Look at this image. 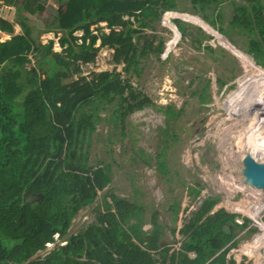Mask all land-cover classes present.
Listing matches in <instances>:
<instances>
[{
	"label": "rangeland",
	"instance_id": "obj_1",
	"mask_svg": "<svg viewBox=\"0 0 264 264\" xmlns=\"http://www.w3.org/2000/svg\"><path fill=\"white\" fill-rule=\"evenodd\" d=\"M120 1L78 0L74 9L60 12L57 0H39L41 11L36 14L16 12L21 0L0 2V71L8 73L16 55L29 59L17 65H23L15 79L19 101L38 85L46 67L37 49L52 40L53 51L67 58L59 38L68 37L74 45L97 50V55L89 62L67 58L58 71L62 84L117 70L125 77L131 74L141 102L122 118L115 114L116 101H95L80 109L93 115V129L82 143L87 164L93 170L104 168L109 182L91 205L71 217L67 233L31 260H44L57 246L66 245L69 236L88 232L91 225H108L101 206L107 193L142 206L114 234L124 243L139 245L140 238L153 233L154 221L160 243L172 253L185 242L182 230L195 211L225 210L236 215L238 225L248 221L222 250L226 264H264V193L258 196L235 180L243 148L264 160V80L259 78L264 73V37L256 24L233 21L240 8L262 12L263 20L264 0H201L203 6L176 0L175 9L164 12H118ZM59 14L60 24L71 18L69 27L79 28V36L65 26L46 29ZM97 20H108L114 28L105 27L107 22L95 24L94 32L83 28V22ZM259 24L264 26V21ZM128 26L166 40L159 55L138 57L130 74L125 63L114 61V45ZM169 109L179 114L173 116ZM129 224L136 228L128 230Z\"/></svg>",
	"mask_w": 264,
	"mask_h": 264
},
{
	"label": "trees",
	"instance_id": "obj_2",
	"mask_svg": "<svg viewBox=\"0 0 264 264\" xmlns=\"http://www.w3.org/2000/svg\"><path fill=\"white\" fill-rule=\"evenodd\" d=\"M57 1L60 12H69L78 3V0ZM191 1L202 5L201 0ZM0 2L9 5L14 0ZM175 3L176 0H121L117 11L164 12L175 9ZM18 7L16 12L41 11L39 0H21ZM235 12V24L254 23L264 37V26L259 24L264 21L262 12L242 8ZM59 18L60 14L53 17L45 25L46 29L65 26L74 37L79 36L75 34L79 28L69 27L71 18L62 24ZM98 21L83 22V28L92 29L102 22H107L105 27L114 28V23L108 20ZM102 28H99L101 32ZM143 32L128 26L114 45V61L125 63L128 74L138 57L159 55L164 50L166 40L161 34ZM59 43L71 60L89 62L97 55V50L74 45L68 37L59 38ZM3 49L0 47V54ZM37 52L44 54L40 61L46 67L39 75L38 85L26 92L22 100L16 98L20 89L15 79L21 74L19 68H23L17 65L29 61L27 56L12 57L14 64L9 72L0 71V264H165L167 260L169 264H226L222 250L237 234L236 229L247 226V219L238 225L236 215L225 210L210 213L198 209L182 230L186 240L180 250L169 253L170 247L160 243L156 231L159 225L154 221L153 233L140 238L139 245L118 240L114 234L142 206L107 193L102 195L101 206L106 211L103 217L108 225H91L88 232L69 236L66 245L57 246L44 260H31L47 243L55 242L56 236L62 238L71 217L82 207L91 205L109 182L104 168L93 170L87 164V147L82 143L84 135L93 129V115L86 110L79 113L80 109L95 101L101 104L116 101L115 114L122 118L141 107L131 74L125 77L117 70L97 71L89 79L80 77L62 84L58 71L67 58L53 51L52 40ZM259 78L264 80V73ZM169 111L173 116L179 114ZM29 193L42 195L29 202L25 199ZM226 224L231 235L221 231ZM135 228L133 224L128 225V230ZM152 254L159 258L153 259Z\"/></svg>",
	"mask_w": 264,
	"mask_h": 264
},
{
	"label": "water",
	"instance_id": "obj_3",
	"mask_svg": "<svg viewBox=\"0 0 264 264\" xmlns=\"http://www.w3.org/2000/svg\"><path fill=\"white\" fill-rule=\"evenodd\" d=\"M235 180L241 187L262 196L264 193V160L255 157L247 147L243 148V154L236 163ZM41 195V193H29L25 195V199L31 202ZM221 231L225 235H231L230 226L227 224L222 227Z\"/></svg>",
	"mask_w": 264,
	"mask_h": 264
},
{
	"label": "built area",
	"instance_id": "obj_4",
	"mask_svg": "<svg viewBox=\"0 0 264 264\" xmlns=\"http://www.w3.org/2000/svg\"><path fill=\"white\" fill-rule=\"evenodd\" d=\"M57 237V236H56ZM46 246H48V243L46 244Z\"/></svg>",
	"mask_w": 264,
	"mask_h": 264
}]
</instances>
